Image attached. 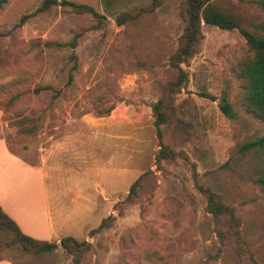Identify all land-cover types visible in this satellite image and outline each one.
Instances as JSON below:
<instances>
[{"label":"rangeland","instance_id":"obj_1","mask_svg":"<svg viewBox=\"0 0 264 264\" xmlns=\"http://www.w3.org/2000/svg\"><path fill=\"white\" fill-rule=\"evenodd\" d=\"M64 1L90 6L99 18L56 4L19 25L43 0H7L0 8V139L27 164L13 178L36 196L46 190L53 200L57 181L61 194L87 198L89 215L70 230L90 245L80 264H248L219 244L196 182L234 209L246 248L264 264V148L242 150L264 132L241 103L238 66L249 55L244 38L236 30L202 27L175 101L177 118L189 128L180 137L172 126L162 128L176 157L157 167L151 105L176 75L168 62L184 26L182 0H162L152 12L153 0ZM212 4L264 38V0ZM123 14L132 20L118 25ZM74 39L73 49L46 46ZM42 86L52 89L33 92ZM15 93L22 96L6 106ZM224 93L233 119L219 110ZM29 166L43 168L42 177ZM147 171V192L125 202ZM108 216L115 218L112 226L89 235ZM10 237L0 232V261L72 264L60 247L35 256L7 246Z\"/></svg>","mask_w":264,"mask_h":264},{"label":"trees","instance_id":"obj_2","mask_svg":"<svg viewBox=\"0 0 264 264\" xmlns=\"http://www.w3.org/2000/svg\"><path fill=\"white\" fill-rule=\"evenodd\" d=\"M7 0H0V8L6 4ZM162 0H153L152 12L156 7L161 5ZM61 4L68 5L78 14L89 13L95 18L99 15L90 6L84 4H76L64 0H43L42 5L33 13L22 16L19 25H22L27 19L34 17L36 14L43 13L50 9L52 5ZM179 16L183 22V30L178 38V44L175 52L169 58V66L176 72V75L169 79L162 87L160 97L151 105V111L154 118V127L156 137L159 142V150L155 156V165L160 167L161 162H171L175 159L174 150L163 141V127L172 126L173 134L176 137L182 136L187 132L186 127L189 124L180 120L176 116L175 101L180 94L183 86L188 81V74L183 69L190 59L197 53L201 40L203 39L202 27L204 25L216 27L224 31L236 30L245 40L249 55L241 60L238 71L241 80V103L246 114L250 115L254 120L258 121L264 130V38L257 37L253 33L241 27L239 21L232 16L220 12L212 4V0H182ZM132 20L129 14H123L117 19L118 25H123L127 21ZM47 47L51 46H69L76 47V39L61 45L55 43H47ZM71 81V78L70 80ZM50 86L37 87L33 90L35 94L41 91L51 90ZM57 94V93H55ZM22 96V93H15L6 101V106L13 104ZM204 98L215 101V97L202 93ZM221 113L230 119L235 118L232 105L228 101L226 93L221 97L219 103ZM264 148V132L263 135L247 143L242 150ZM151 171L141 174L130 186L129 192L125 198V202L133 203L139 197L146 193L149 186V178ZM196 189L206 198L205 211L211 216L214 232L219 244L231 246L235 254L242 260H246L248 264H259L246 248L244 241L240 235V220L237 218L234 209L229 207L223 198L210 190L195 183ZM114 217L108 216L101 220L100 224L90 231L89 235L93 236L103 230L109 229L114 221ZM0 232L10 234L7 246L18 245L21 250L32 255H42L54 252L59 247L72 258V264H80L84 253L90 249V245L85 241H79L73 236H65L56 242L42 241L25 235L13 219H11L0 208Z\"/></svg>","mask_w":264,"mask_h":264},{"label":"crops","instance_id":"obj_3","mask_svg":"<svg viewBox=\"0 0 264 264\" xmlns=\"http://www.w3.org/2000/svg\"><path fill=\"white\" fill-rule=\"evenodd\" d=\"M26 166L27 164L21 158L10 152L6 142L0 139V208L15 221L25 235L58 243L62 237L71 236L70 230L89 215L86 211L88 205L84 203V201L87 202V198L83 197L82 193V195L80 193L61 194L62 187L56 183L57 181L54 182L55 187L52 189L57 195H54L53 200L49 199L46 190L41 191L40 196L26 191L25 184L16 181L12 175L15 171L25 172ZM29 167L31 168L28 170L33 173L43 175V168ZM38 204H40V210ZM65 208H69L70 214ZM0 264L11 263L1 260Z\"/></svg>","mask_w":264,"mask_h":264}]
</instances>
